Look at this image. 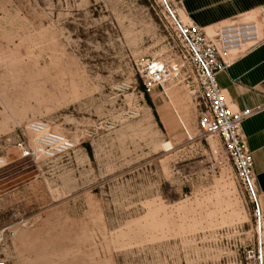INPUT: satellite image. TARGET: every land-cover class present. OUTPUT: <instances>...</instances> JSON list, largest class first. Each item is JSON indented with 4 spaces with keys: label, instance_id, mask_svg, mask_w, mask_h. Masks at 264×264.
<instances>
[{
    "label": "rangeland",
    "instance_id": "obj_1",
    "mask_svg": "<svg viewBox=\"0 0 264 264\" xmlns=\"http://www.w3.org/2000/svg\"><path fill=\"white\" fill-rule=\"evenodd\" d=\"M166 0H0V260L7 264H234L251 206L203 108L170 75ZM170 68V67H169ZM126 84V85H124ZM44 119L75 139L36 163L18 144Z\"/></svg>",
    "mask_w": 264,
    "mask_h": 264
},
{
    "label": "built area",
    "instance_id": "obj_2",
    "mask_svg": "<svg viewBox=\"0 0 264 264\" xmlns=\"http://www.w3.org/2000/svg\"><path fill=\"white\" fill-rule=\"evenodd\" d=\"M166 4L165 27L175 43L177 60L170 66L159 61L147 64L142 72L143 94L163 87L171 74L187 81L195 100L203 108L198 118L199 131L203 136L219 139L251 206L254 240L242 248L234 264H264V208L253 155L243 132L245 120L260 108L233 109L218 82L219 73L241 58L248 46L260 44L264 18L233 21L207 29L189 21L181 3L166 0ZM22 136L18 144L22 157L36 163L67 156L78 145L75 139L54 131L44 119L28 122ZM3 164L0 160V165ZM0 264L7 262L0 260Z\"/></svg>",
    "mask_w": 264,
    "mask_h": 264
},
{
    "label": "crops",
    "instance_id": "obj_3",
    "mask_svg": "<svg viewBox=\"0 0 264 264\" xmlns=\"http://www.w3.org/2000/svg\"><path fill=\"white\" fill-rule=\"evenodd\" d=\"M186 18L210 29L233 21L264 18V0H176ZM262 40L248 46L245 54L225 71L218 82L235 110L260 108L243 123V132L253 155L257 185L264 208V24Z\"/></svg>",
    "mask_w": 264,
    "mask_h": 264
},
{
    "label": "bare ground",
    "instance_id": "obj_4",
    "mask_svg": "<svg viewBox=\"0 0 264 264\" xmlns=\"http://www.w3.org/2000/svg\"><path fill=\"white\" fill-rule=\"evenodd\" d=\"M0 160L4 162V164L3 165H0V167L6 165L5 160L3 159V157Z\"/></svg>",
    "mask_w": 264,
    "mask_h": 264
},
{
    "label": "trees",
    "instance_id": "obj_5",
    "mask_svg": "<svg viewBox=\"0 0 264 264\" xmlns=\"http://www.w3.org/2000/svg\"><path fill=\"white\" fill-rule=\"evenodd\" d=\"M148 95V94H147Z\"/></svg>",
    "mask_w": 264,
    "mask_h": 264
}]
</instances>
